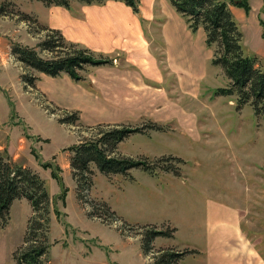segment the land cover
I'll return each instance as SVG.
<instances>
[{
	"label": "rangeland",
	"instance_id": "374dc122",
	"mask_svg": "<svg viewBox=\"0 0 264 264\" xmlns=\"http://www.w3.org/2000/svg\"><path fill=\"white\" fill-rule=\"evenodd\" d=\"M225 1L236 9L245 55L257 58L264 70V27L257 11L252 13V1L249 12ZM69 2L66 9L37 0H0L1 130L9 140L25 136L43 163L58 167L60 177L32 153L21 156L27 166L8 155L37 173L50 195L44 264H155L171 251L184 255L177 264H264V111L258 116L251 104L238 108L236 94L217 95L232 83L213 64L217 45L208 47L205 30L193 32L170 0H160L163 11L155 7L151 21L140 1L139 14L132 12L145 45L128 54L100 55L68 40L56 20L50 22L64 10L76 17L83 6L108 1ZM21 13L32 18L23 21ZM59 34L63 47L53 52L39 47ZM15 46L47 60L84 48L109 64L84 66L81 81L67 73L51 77L19 62ZM23 75L35 78V87L27 86ZM74 114L78 120L67 124ZM121 127L142 132L124 139L117 154L145 161L152 170L106 175L92 164V188L80 200L67 168L69 149ZM32 215L26 199L12 205L9 223L0 229V264H16L14 254L24 245ZM152 230L175 232L156 238L145 254L143 235Z\"/></svg>",
	"mask_w": 264,
	"mask_h": 264
},
{
	"label": "trees",
	"instance_id": "16d2710c",
	"mask_svg": "<svg viewBox=\"0 0 264 264\" xmlns=\"http://www.w3.org/2000/svg\"><path fill=\"white\" fill-rule=\"evenodd\" d=\"M46 6H60L70 9L69 0H37ZM85 4H105L104 0H80ZM118 1L130 7L134 13L139 14L140 0H107ZM250 0H232L235 7L250 11ZM171 4L183 18L186 19L193 32L202 27L207 36L208 47L217 45L214 53L213 64L223 69L226 77L231 80V87L217 90V95L238 96V108L251 104L259 116L264 111V70L259 67L257 58L245 55L242 39L234 14L227 1L219 0H170ZM4 6L0 7V15L4 13ZM264 13V6L261 10ZM21 20L29 22L30 15L21 13ZM264 27V21L260 19ZM66 44L64 37H50L39 44L45 51L53 52ZM17 60L25 66L37 70L51 77L67 73L73 80L81 81L79 71L86 65L100 66L109 64L107 60H95L92 53L81 48L63 57L51 60L42 58L39 53L31 48L15 46L12 49ZM22 81L30 87H35V78L22 76ZM78 120L76 114L68 117V124ZM64 124V122H62ZM142 129L127 127L114 128L101 133L98 139L83 142L72 146L69 150L73 153L71 158L72 175L77 184V197L82 200L85 192L92 188L94 173L90 166L94 164L97 169L106 175H127L133 169H152L145 161L134 160L117 154L118 146L132 134L140 133ZM32 155L46 169L52 168V176L60 180L57 173L58 167L43 163L36 150H31ZM84 192V193H83ZM83 193V195H82ZM26 199L32 206L33 215L28 221V230L24 245L14 254L16 264H44L48 254L50 206L51 199L44 180L33 170L12 162L6 152H0V229H4L10 219L11 207L16 200ZM107 212L117 218L116 214L106 205ZM92 213V215H91ZM90 216H95V207ZM118 219L114 220L117 221ZM175 230L148 231L143 235V250L145 254L152 251V242L158 237L172 238ZM40 233V234H39ZM41 240L39 243L38 241ZM183 254L166 252L155 258V264H177Z\"/></svg>",
	"mask_w": 264,
	"mask_h": 264
},
{
	"label": "crops",
	"instance_id": "0c3cea01",
	"mask_svg": "<svg viewBox=\"0 0 264 264\" xmlns=\"http://www.w3.org/2000/svg\"><path fill=\"white\" fill-rule=\"evenodd\" d=\"M140 1L144 9V15L150 21L154 18L153 12L156 9L162 10L159 5L160 0ZM251 1L253 6L252 13L257 11V20L259 22L260 19L264 21V15H260V11L263 8V0ZM235 10L234 8L233 12ZM81 11V17H74L64 10L59 17L53 16L50 24L51 26L54 25L52 22L56 20L57 28L64 33L68 40L84 45L85 48L90 49L92 52L98 51L100 55L104 56L110 57L115 54L132 52L136 47L145 45L144 32L140 29L138 17L124 3L108 1L102 7L83 6ZM113 60H115V57H113ZM118 61L117 63H119ZM129 61L130 59L126 61V64L130 63ZM113 66L118 67L119 65L114 64ZM43 93L46 95L45 90ZM2 125L3 123L0 122V152H6L14 162L27 166L26 162L22 161L21 158L25 159L28 152L31 154L32 143L30 142L29 144L25 136L20 137L17 141H13L11 138L9 140V136L1 130ZM30 135L35 137L33 134ZM67 168H71L70 164ZM251 253L252 256H255L253 251Z\"/></svg>",
	"mask_w": 264,
	"mask_h": 264
}]
</instances>
